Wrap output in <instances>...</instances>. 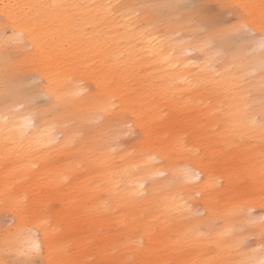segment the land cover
<instances>
[{"label": "bare ground", "instance_id": "obj_1", "mask_svg": "<svg viewBox=\"0 0 264 264\" xmlns=\"http://www.w3.org/2000/svg\"><path fill=\"white\" fill-rule=\"evenodd\" d=\"M184 1L0 0V141L14 143L12 150L22 167L31 158L47 162V151L53 147L62 146L70 152L69 181L82 197L81 204L69 201L71 212L95 214L126 225L132 241L138 245L144 239L154 257L151 261L148 254L139 264H158L159 254L168 257L169 250L183 254L185 247L194 252L189 261L185 257L177 264H264V241L254 251L242 249L245 235L238 231L241 227L254 226L264 234V220L252 225L250 208H237L231 216L226 215L218 233L212 221L193 215L194 194L207 201L208 188L215 184L207 170L196 181L195 150L182 134L174 133L175 129L188 128L190 121L196 128L215 132L226 143L240 137L264 142L259 132L264 95L254 87V81H245L246 68L238 52L234 55L236 68L224 59L216 69L208 56L198 64L195 57L184 55L191 51L189 47L176 38L170 42L172 32L191 19V12L183 11ZM163 5L178 6L168 8L170 14L184 13L185 17L175 21L168 34L156 29L163 11L159 6ZM63 8L80 15L77 34L85 39L84 23L101 28L106 51L94 49L100 78L95 94L87 92L82 83L88 64L82 63V53L73 47L77 34L68 28L61 40L48 30L54 15ZM60 21L65 25L67 18ZM5 28H10L8 37L3 36ZM121 41L129 44L123 45L125 50L117 49ZM18 53L22 61L13 65ZM122 58L125 60L120 61ZM141 67L152 69L155 86L151 79L148 83L140 79L135 70ZM26 69H33L43 79L42 93L53 100L49 108L34 111L37 94L21 91L18 75ZM132 85L138 90L125 96L123 91ZM129 101L134 102L133 109ZM19 103L23 108H16ZM48 111L53 113L51 119ZM95 119H102L99 126L91 124ZM70 121L74 125L67 127ZM125 124H131L140 136L133 145L116 152L113 140L120 137ZM106 131L110 137L103 134ZM22 148L25 151L19 153ZM182 162L185 166L180 168ZM260 162L264 185V154ZM78 164L85 177L75 179L73 171ZM2 181L0 195L16 209L20 196L6 189V176ZM203 210L214 216L208 205ZM174 214L178 225L182 220L187 225L175 228ZM43 224H37L36 236L16 217L13 231L4 239L12 264H24L20 256L32 252L33 245L39 246L35 254L51 257L50 232ZM156 243L164 252L151 248ZM6 263V258L0 260V264Z\"/></svg>", "mask_w": 264, "mask_h": 264}, {"label": "rangeland", "instance_id": "obj_2", "mask_svg": "<svg viewBox=\"0 0 264 264\" xmlns=\"http://www.w3.org/2000/svg\"><path fill=\"white\" fill-rule=\"evenodd\" d=\"M187 4L198 5V11L211 16L215 23L204 24L200 22L199 17L191 15L190 20L172 32L170 42L176 38L182 45L189 47L191 51L184 55L195 57L198 64L204 63L208 56L216 69L224 59L228 60V66L236 68L238 63L234 55L238 52L241 65L246 68L245 81H254V87L264 95V70L261 68L264 52L258 49L256 44L243 32L234 31L231 27L233 24L244 23L259 35L262 31L260 17L264 13V0H185L183 6ZM140 9L139 13L143 8L140 7ZM183 9V11L191 12L189 8L183 7ZM139 13L136 15L139 16ZM64 18H67V22L61 25L60 20ZM184 18V13L172 16L168 8H163L162 17L156 22V29L162 34H168L174 22ZM80 22V15L74 10L68 13V9L63 8L62 12L59 10L54 15L48 25V30L63 40L67 36L66 29L68 28L74 34L78 33L76 25L81 27ZM196 24L199 25L198 29H196ZM83 26L88 39L77 34L72 40L73 47H78L77 50L82 53V63L88 64L84 70L86 73L82 83L86 85L87 92L95 94L100 88V78L97 74L98 55L94 49L97 47L100 53H104L106 48L102 43L100 26H86L85 23ZM118 32L123 31L118 30ZM3 36H10V28L3 30ZM126 44L129 46L128 43L121 41L117 49L125 50L123 45ZM124 60L125 58L120 59V61ZM21 61L22 55L18 53L12 63L17 65ZM135 71L141 80L147 82L151 79L150 83L154 86L157 84L154 82L151 68L141 67ZM18 77L21 91L24 94H37L33 100V110L38 112L40 109L49 108L53 100L47 94L42 93L44 81L37 72L33 69L21 70ZM259 78L261 80L257 83ZM137 90V87L132 85L131 88L125 89L123 94L127 96V93ZM128 105L131 109L135 107L133 101H129ZM16 108H23V105L19 103ZM46 115L49 119L53 117L50 111ZM257 119L260 118L257 117ZM101 122L102 119H95L91 124L99 126ZM202 123H205V120ZM72 125H74L72 121L66 123L67 127ZM187 127L176 128L174 133L182 134L186 142L195 150L194 155L197 158L195 162L198 163L195 168H199L197 169L199 179L196 181L203 178L207 170L212 183L215 184L208 188L207 201H202L199 194H194L191 199L194 217L212 221V227L216 233L225 216H231L232 211L237 208H250L248 212L251 213L252 225L262 222L264 220V185L261 182L262 176L259 168L263 165L260 160L261 155L264 154V142L248 141L240 137L226 143L221 141L215 132L196 128L190 121ZM103 134L111 136V133L107 131ZM119 135V138L113 140L116 152L133 145L139 138L140 132L134 130L131 124H125ZM57 137V140H60L61 136ZM12 147H14L13 142L0 141V189L5 183L2 179L6 176V189L19 194L20 204L14 209L0 195V260L6 258V264H12L4 239L13 231L16 217L21 218L26 229L35 231L36 236L38 223H44L43 225L50 232L51 257H44V253L35 254L32 251L27 254L29 257L20 256V261L24 264H139L140 260L148 254L151 261L154 259L145 240L140 239L139 242L142 244L137 245L132 241L131 231L116 219L105 221L99 215L84 216L83 213L71 212L69 201L73 199L81 204L82 197L78 191L74 190L73 183L69 181L68 164L71 163V153L65 148L53 147L51 152L47 151L50 153L47 162L31 158L27 165L22 167ZM24 151L25 149L22 148L18 152ZM184 166L182 162L180 168ZM73 175L75 179L85 177L82 174L81 164L77 165ZM58 178L59 183L56 181ZM205 205L210 207V212H214V216L208 215V212L203 210ZM174 217L175 214L172 216L175 228L183 224L187 225L185 220L178 225ZM238 231L245 235L242 249L249 252L258 249L260 242L264 241V234L254 226L241 227ZM151 248L164 252L163 246L159 243L153 244ZM192 252L194 250L188 247H185L183 254L169 250L168 257L159 254L161 260L157 259V261L158 264H177L181 258L185 257L189 261Z\"/></svg>", "mask_w": 264, "mask_h": 264}, {"label": "snow or ice", "instance_id": "obj_3", "mask_svg": "<svg viewBox=\"0 0 264 264\" xmlns=\"http://www.w3.org/2000/svg\"><path fill=\"white\" fill-rule=\"evenodd\" d=\"M5 7H8V6H5ZM51 7H56V6L52 5ZM159 7L175 8L178 6L163 5ZM182 7L189 8L194 17H199L201 23H204V24L215 23V21L213 20L211 16L207 15L206 13L198 11V8H199L198 5L192 4V5H184ZM260 20H261L262 31L259 35L252 28H250L247 24H244V23L233 24L231 25V27L234 31L243 32L247 38L251 39L256 44V47L258 49L264 52V13L261 14ZM261 68L262 70H264V61L261 62ZM259 132H260L261 137L264 138V119H261L259 121ZM38 247H39L38 245H33L31 250L35 251L38 249Z\"/></svg>", "mask_w": 264, "mask_h": 264}]
</instances>
